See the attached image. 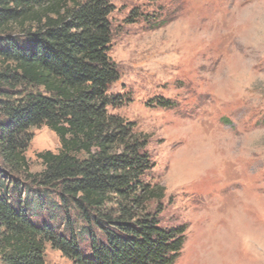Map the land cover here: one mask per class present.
Segmentation results:
<instances>
[{
    "label": "trees",
    "instance_id": "trees-1",
    "mask_svg": "<svg viewBox=\"0 0 264 264\" xmlns=\"http://www.w3.org/2000/svg\"><path fill=\"white\" fill-rule=\"evenodd\" d=\"M113 0H0V264H47L50 244L75 264H175L186 225L162 219L149 136L118 109L110 52ZM161 17L133 9L127 23ZM149 106L171 108L163 97ZM43 126L58 152L26 151Z\"/></svg>",
    "mask_w": 264,
    "mask_h": 264
},
{
    "label": "rangeland",
    "instance_id": "rangeland-1",
    "mask_svg": "<svg viewBox=\"0 0 264 264\" xmlns=\"http://www.w3.org/2000/svg\"><path fill=\"white\" fill-rule=\"evenodd\" d=\"M110 55L118 112L149 136L154 177L166 188L162 219L186 225L175 264H264V0H113ZM133 9L158 25L125 20ZM163 97L171 108L149 106ZM48 127L26 151L58 152ZM47 264H75L46 247Z\"/></svg>",
    "mask_w": 264,
    "mask_h": 264
}]
</instances>
